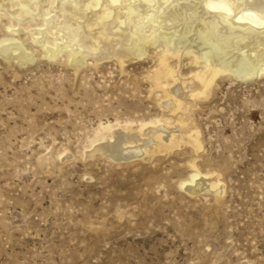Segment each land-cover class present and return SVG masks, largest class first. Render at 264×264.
Here are the masks:
<instances>
[{
  "label": "rangeland",
  "instance_id": "obj_1",
  "mask_svg": "<svg viewBox=\"0 0 264 264\" xmlns=\"http://www.w3.org/2000/svg\"><path fill=\"white\" fill-rule=\"evenodd\" d=\"M176 38L223 55L198 32ZM32 53L0 54V264H264V78H220L196 104L201 152L148 145L116 161L96 152L112 131L168 119L155 51L123 68ZM240 56L234 70L250 69ZM192 163L224 194L182 189Z\"/></svg>",
  "mask_w": 264,
  "mask_h": 264
},
{
  "label": "bare ground",
  "instance_id": "obj_2",
  "mask_svg": "<svg viewBox=\"0 0 264 264\" xmlns=\"http://www.w3.org/2000/svg\"><path fill=\"white\" fill-rule=\"evenodd\" d=\"M0 31L5 36L0 54L19 64L34 60L32 48L50 60L67 56L73 66L115 59L122 68L127 59L155 51L149 78L168 119L141 131H112V138L95 148L116 161L136 160L147 154L148 145L170 151L186 144L201 152L196 104L213 96L220 78H264V0H0ZM197 32L209 49L223 55L175 42L177 36ZM235 54L250 69L234 70L230 59ZM186 60L189 73L183 72ZM191 167L195 173L182 189L190 195L224 194L218 172L203 174L195 163Z\"/></svg>",
  "mask_w": 264,
  "mask_h": 264
}]
</instances>
